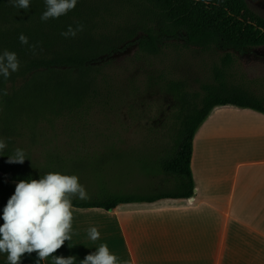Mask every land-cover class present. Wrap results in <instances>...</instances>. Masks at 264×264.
I'll return each instance as SVG.
<instances>
[{"label":"trees","instance_id":"trees-1","mask_svg":"<svg viewBox=\"0 0 264 264\" xmlns=\"http://www.w3.org/2000/svg\"><path fill=\"white\" fill-rule=\"evenodd\" d=\"M126 2L136 7L143 18L151 17L152 25L141 29L140 22H136L131 28L116 31L100 28L95 19L99 6L89 4L90 0H78L66 15L48 21L41 20L45 0H30L27 10L12 6L9 0H0V53L15 52L20 61L19 71L7 80L0 77V89L8 91L7 96L0 97V139L7 142V148L0 153V172L15 182L38 180L49 172L75 175V171L67 170L68 164L92 151L109 149L125 154L109 139L88 147L85 138H73L71 151L62 152L45 148V138L47 127H62L63 133L73 136L89 125L97 107L105 108L116 99V90L101 62L132 41L136 40L139 53L150 57L159 56L165 45L173 41L222 53L220 62L213 67V82L203 84L200 91L189 90L183 81L165 83L166 92L176 102L174 121L166 139L149 141L152 147L166 142L159 158L151 161L149 173L176 180L178 188L153 195L73 200L79 209L111 211L122 204L195 198L193 142L204 122L216 109L225 107L264 115V96L237 83L233 72L235 53L245 55L264 47V17L248 0ZM78 24H83L84 30L76 37L61 35L70 25L75 28ZM141 31L143 35L139 36ZM20 34L28 37V45L21 44ZM32 44L37 45L35 54L30 50ZM38 146L45 149L36 155ZM17 148L25 152L24 163H8Z\"/></svg>","mask_w":264,"mask_h":264},{"label":"rangeland","instance_id":"rangeland-1","mask_svg":"<svg viewBox=\"0 0 264 264\" xmlns=\"http://www.w3.org/2000/svg\"><path fill=\"white\" fill-rule=\"evenodd\" d=\"M126 1L90 0L89 4L99 6V14L95 17L99 27L116 31L119 28H131L136 22H140L141 29L152 25L151 17L143 18L137 13V8ZM248 2L264 17V0ZM139 33V36L143 35L142 31ZM135 41L123 47L122 51L115 53L110 59L101 62L105 74L110 78L112 89L116 90V99L109 106L97 107L89 125L73 136L63 133L62 127L46 129L45 148L70 152L71 139L85 138L88 147L109 139L121 151H125L122 155L109 149L92 151L68 164L67 170L75 171L80 183L85 186L89 199H102L108 195H153L174 192L178 188L176 180L174 182L171 178L172 181H169L167 177L152 176L149 173L151 161L159 158L161 147L166 145L164 141L152 147L149 146V141L166 139L174 121L176 102L166 92L165 83L183 81L189 90L200 91L203 84L213 82V67L220 62L222 56L221 52L202 51L185 47L183 41H173L165 45L159 56L150 57L139 53ZM235 55V81L257 96H264V47L251 50L245 55ZM220 109L241 112L248 110L231 107ZM216 111L217 109L213 113ZM208 123L209 120L204 122L194 139L191 168L197 184L205 178L204 170L207 165H221L220 162H224L228 168L224 177L230 182L233 168L238 162L264 159V133L255 128L245 130L244 127H251V123L231 120L221 132L218 126V131L212 128L205 132ZM256 123L259 124L258 121ZM216 132L217 136H220L219 133L224 136L220 144L213 146L211 141ZM36 148V155L45 149L39 146ZM198 169L201 172L199 179ZM248 172L249 169H242L235 208L244 203L238 201L247 197L243 191L248 181L245 179ZM209 173H212V179L220 177L216 174V169H210ZM227 181L223 184L224 189L227 188ZM251 184L250 189L258 198H262L264 192L258 187V179L252 180ZM253 205L257 211L260 209L264 213V204ZM262 227L264 232V217ZM262 238L264 244V234Z\"/></svg>","mask_w":264,"mask_h":264},{"label":"crops","instance_id":"crops-1","mask_svg":"<svg viewBox=\"0 0 264 264\" xmlns=\"http://www.w3.org/2000/svg\"><path fill=\"white\" fill-rule=\"evenodd\" d=\"M207 120L205 132L212 128L218 131L217 126L221 132L227 122L241 120L251 123V127H244L245 130L255 128L264 133V115L249 109L241 112L219 108ZM215 134L211 141L213 146L220 144L224 136ZM220 163L207 165L205 178L199 184L192 172L196 188L193 199L122 204L111 211L77 208L72 240L65 241L54 255L74 256L75 264H81L100 243H107L119 264H264V213L253 205L264 204V196L258 198L250 189L252 180L258 179V187L264 192V159L238 162L230 182L224 177L228 168L224 162ZM243 168L249 169L243 191L247 197L238 201L244 203L235 208ZM210 169H216L220 177L212 179ZM197 172L199 179L201 172L199 169ZM225 181L228 182L226 189L223 187ZM17 183L0 172V225L4 223L3 209ZM93 226L101 234L96 242L87 235ZM37 259L36 253L26 254L21 258V264H36ZM0 264H7L5 254H0ZM39 264H52V257Z\"/></svg>","mask_w":264,"mask_h":264},{"label":"clouds","instance_id":"clouds-1","mask_svg":"<svg viewBox=\"0 0 264 264\" xmlns=\"http://www.w3.org/2000/svg\"><path fill=\"white\" fill-rule=\"evenodd\" d=\"M78 0H45L46 10L41 15L42 21L58 19L73 10ZM17 8L27 10L30 0H9ZM84 30L83 24L75 28L71 25L61 33L65 38L76 37ZM19 41L28 45L29 39L20 34ZM37 45L32 44L30 50L35 54ZM20 61L15 52L4 50L0 53V77L10 78L13 72L19 71ZM7 89H0V97L7 96ZM7 148V142L0 139V153ZM24 150L17 148L9 156L8 163H24ZM88 200L89 195L77 175H66L49 172L40 179L21 180L16 184L15 192L3 209L0 225V254L6 255L7 264H21L23 256L37 254V262L47 261L52 257V264H75L76 257L54 255L65 241L72 240L74 213L73 200ZM88 238L96 242L100 240V232L93 226L88 229ZM81 264H119L118 257L113 254L107 243H100L96 251L86 256Z\"/></svg>","mask_w":264,"mask_h":264}]
</instances>
